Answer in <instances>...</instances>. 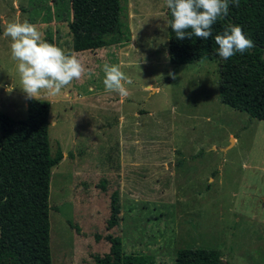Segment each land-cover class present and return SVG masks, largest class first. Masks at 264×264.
<instances>
[{
    "label": "rangeland",
    "instance_id": "1",
    "mask_svg": "<svg viewBox=\"0 0 264 264\" xmlns=\"http://www.w3.org/2000/svg\"><path fill=\"white\" fill-rule=\"evenodd\" d=\"M120 4L123 34L73 52L67 0H0L3 113L24 119L29 99L7 24L35 25L85 69L39 97L49 102V152H62L48 182L50 263L93 264L110 233L153 264L193 247L218 249L226 264H264V121L219 102L216 60L168 62L164 0ZM105 63L131 78L126 95L105 90ZM113 192L118 221L106 228Z\"/></svg>",
    "mask_w": 264,
    "mask_h": 264
},
{
    "label": "trees",
    "instance_id": "2",
    "mask_svg": "<svg viewBox=\"0 0 264 264\" xmlns=\"http://www.w3.org/2000/svg\"><path fill=\"white\" fill-rule=\"evenodd\" d=\"M73 52L99 48L107 35L123 34L120 0H67ZM168 62L190 64L216 60L220 103L248 117L264 121V0L229 3L227 16L212 26V36L178 39L168 26L165 9ZM226 24L242 27L255 47L229 59L217 55L214 37ZM50 43V41L48 40ZM49 102L29 98L25 118L14 119L0 110V264H51L48 246V182L50 170L62 158L57 144L50 154L47 141ZM119 203L110 195L106 228L117 224ZM108 250L93 255V264H153L147 254L124 253L116 235L107 233ZM172 264H226L218 249L176 250Z\"/></svg>",
    "mask_w": 264,
    "mask_h": 264
},
{
    "label": "clouds",
    "instance_id": "3",
    "mask_svg": "<svg viewBox=\"0 0 264 264\" xmlns=\"http://www.w3.org/2000/svg\"><path fill=\"white\" fill-rule=\"evenodd\" d=\"M230 2L239 5V0H164L172 17L167 24L178 39L195 36L207 40L212 36V26L227 16ZM3 35L11 40V58L18 62L21 89L29 98L39 100L42 91L56 96L85 72L74 54H66L46 42L43 33L27 21L7 24ZM214 41L218 46L217 55L225 60L255 47L244 35L242 27L234 24H226L222 34L215 35ZM102 71L106 91L127 94L125 85H130L132 80L118 65L105 63Z\"/></svg>",
    "mask_w": 264,
    "mask_h": 264
},
{
    "label": "crops",
    "instance_id": "4",
    "mask_svg": "<svg viewBox=\"0 0 264 264\" xmlns=\"http://www.w3.org/2000/svg\"><path fill=\"white\" fill-rule=\"evenodd\" d=\"M13 7H14V5H13ZM13 7H12V8H13ZM13 9H14V8H13Z\"/></svg>",
    "mask_w": 264,
    "mask_h": 264
},
{
    "label": "water",
    "instance_id": "5",
    "mask_svg": "<svg viewBox=\"0 0 264 264\" xmlns=\"http://www.w3.org/2000/svg\"><path fill=\"white\" fill-rule=\"evenodd\" d=\"M262 200H264V198Z\"/></svg>",
    "mask_w": 264,
    "mask_h": 264
}]
</instances>
